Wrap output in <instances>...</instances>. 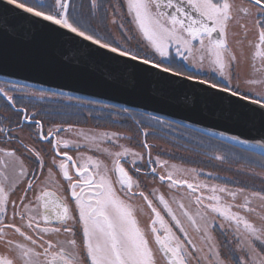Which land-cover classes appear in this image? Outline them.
Segmentation results:
<instances>
[{
  "label": "snow or ice",
  "instance_id": "obj_1",
  "mask_svg": "<svg viewBox=\"0 0 264 264\" xmlns=\"http://www.w3.org/2000/svg\"><path fill=\"white\" fill-rule=\"evenodd\" d=\"M6 2L61 25L113 53L154 64L158 69L165 62L173 64L176 57L186 62L182 65L186 71L207 66L227 83L222 85L210 79L201 83L234 96L242 95L245 100L256 92L254 86L258 85L260 98L255 103L264 105V0H247V3H236V0H124L125 13L120 11L121 0L111 4L89 0L90 16L99 12L101 22L110 17V23L121 29L124 39L131 42L133 37L127 34L124 24L126 16L153 56L158 55L159 63L142 56L143 49L133 51L124 47L122 50L116 37L110 34L98 38L95 27L78 9H73L70 18L69 0H53L52 4L38 6H29L27 0ZM44 8L54 11L38 10ZM233 24L240 27L245 39L250 30L257 34V39L249 40L248 44L254 49L252 67L260 79L239 80V73L234 71L243 59V52L238 56L231 47L229 28ZM114 43L117 46H113ZM237 43L242 44L243 40ZM257 58L259 68L256 67ZM163 71L173 72L174 69L163 67ZM175 74L183 75L184 72L176 71ZM186 78L195 80L198 76L187 75ZM234 78L238 80L236 84H233ZM242 86L246 94L241 91ZM12 91L24 94L21 100L27 96L43 99L57 95L15 84ZM0 93L15 108L19 101L2 86ZM16 112L23 114L24 121H32L38 138L52 144L51 151L56 155L46 167L41 152L25 144L29 158L35 160V167L30 169L16 148H0V246L4 249L0 251V264H161V261L164 264H229L225 256L230 258L231 264H264V214L252 206L258 201V206L264 210V189L249 192L245 188L233 189L227 184L201 180L203 170L181 167L159 155L153 158V145H149L147 139L140 142L146 150L145 160V154L120 144L118 133L85 132L69 124L66 128L54 126L45 134L43 124L32 120L26 114L27 109L16 108ZM153 119L164 123L160 117ZM61 133H74L77 139H65ZM141 134L147 137L148 129L141 128ZM0 135L9 142L18 138L8 125L0 126ZM105 143L120 150L103 147ZM81 147L107 155L110 166L104 160L79 151L75 158L69 155L70 149ZM214 158L223 162L228 157L216 153ZM125 164L137 174L147 169L145 175L167 184L170 193L175 190L174 193L168 198L157 188L146 193ZM259 166L264 168V147H261ZM53 169L66 182L67 196L61 194L62 185L57 183L53 190L49 184L54 176ZM256 175L264 179V172ZM20 185L23 192L18 202L10 197ZM238 195L242 203L234 202ZM137 197L143 205L135 203ZM225 197L233 202L229 203ZM140 215L148 217L147 225L141 224ZM77 229L80 243L75 238ZM217 230L224 235L223 243L217 240ZM193 232L199 237V243L194 241ZM10 233L21 239L8 238Z\"/></svg>",
  "mask_w": 264,
  "mask_h": 264
},
{
  "label": "water",
  "instance_id": "obj_2",
  "mask_svg": "<svg viewBox=\"0 0 264 264\" xmlns=\"http://www.w3.org/2000/svg\"><path fill=\"white\" fill-rule=\"evenodd\" d=\"M163 67L113 53L0 0L1 80L157 116L261 152L264 105L257 98L245 100Z\"/></svg>",
  "mask_w": 264,
  "mask_h": 264
},
{
  "label": "trees",
  "instance_id": "obj_3",
  "mask_svg": "<svg viewBox=\"0 0 264 264\" xmlns=\"http://www.w3.org/2000/svg\"><path fill=\"white\" fill-rule=\"evenodd\" d=\"M18 1L25 2V0ZM52 2L53 0H27L29 6H38L40 4L48 5L52 4ZM103 2L106 4L113 3L111 0H103ZM115 2L114 0V3ZM73 9H78L82 16L95 27L98 38L110 34L109 19L101 22L99 19V12H97L96 16H90L89 0H69L70 18ZM38 10L48 12L54 11L52 8ZM103 42L111 41L104 40ZM113 46H117V44L114 43ZM147 58L149 57L147 56ZM177 61L178 60L171 65L167 64V62L164 64L167 67H172L176 71H181L188 75L191 74L189 73L190 71H186L182 67V63ZM198 77L204 78L202 76ZM210 80L213 82L218 81L214 78H210ZM220 83L222 85L224 84L222 82ZM82 101L89 102V105L76 104V106H74V104L71 103H62L63 112H61V121L84 123L89 120L91 124L99 125L105 123L108 125L118 121L115 117L122 116L126 119L119 120L121 127H130L139 136H142L141 128L148 129V138L156 140L171 148L168 150L170 154L168 156L169 158L172 157L179 162L190 164L198 170H203L200 176L222 184L243 187L252 191H261V189H264V179L256 175V173L264 172V168L259 166L260 151L223 141L164 118H161L164 123H158L153 119L157 116L129 109L125 112L123 108L95 101ZM85 111H87L89 115ZM136 121H139L140 124L137 125ZM216 153L225 155L228 158L223 162L218 161L214 158V154ZM208 174L212 175L209 176ZM217 177L219 179H216Z\"/></svg>",
  "mask_w": 264,
  "mask_h": 264
},
{
  "label": "flooded vegetation",
  "instance_id": "obj_4",
  "mask_svg": "<svg viewBox=\"0 0 264 264\" xmlns=\"http://www.w3.org/2000/svg\"><path fill=\"white\" fill-rule=\"evenodd\" d=\"M237 1H239L240 3H247V0H236V2ZM253 40L255 41L256 38H254ZM222 83L224 82L222 81ZM14 84L23 85V84H17L13 82L0 80V86L4 87L6 91H9V94L13 95L14 98L17 101H19L16 104L15 108H13L10 106V102H8L6 98L3 96V94L0 93V126H4V125L10 126L13 129V135L17 136L18 138L15 141L9 142L5 140V138L2 135H0V148H3V147L16 148L18 150V155H21V158L25 161V165L31 169L35 167V160L32 158H29L28 153L24 149V145L26 144L30 147H35L37 150L41 152L42 156L44 157L46 161V167H48L50 166L51 157L56 155L54 152L51 151L52 144L48 143L47 141L40 140L38 138L35 125L32 123V121H24L22 119L23 114L18 115L16 112V108L27 109L26 114L31 116L32 120L40 121L44 126V130L46 134L48 129L53 128L54 126H57V125H63L65 128L69 124L82 125V126L84 124L86 126L89 125V120L84 123H77V122H72V121H61V112H63L62 103H71V104H74V106H76V104L89 105V102L82 101L84 99H79L76 97H72V96H68L65 94L56 93L53 91L44 90V89H40V88L28 86V85H23V86H26L28 89H31V90H36V91L43 90L48 93H56L57 95L45 96L43 99H39L34 96H27L23 100H21V96L24 94L12 91V86ZM69 97H71V99H69ZM85 112L89 115L87 111ZM17 122H19V126H17ZM60 135L65 139L74 140L72 139L71 136H66L64 133H61ZM144 139H147L149 145H151L150 144L151 139L148 138V136L144 137L142 135V140ZM21 141H23V143H21ZM61 150L62 151L64 150L63 146H61ZM92 151L93 150H91V152ZM133 151H137V152H141L145 154V160H147L145 149L143 150L139 149V151L138 150H133ZM76 152L77 151L70 149L69 155L75 158L77 156ZM151 154H152V157L154 158L157 155V152L155 150H151ZM125 167L129 169L130 174H132L135 179L140 181L141 189L144 190L146 193H148L150 189L152 188H157L158 179H154L150 175H145L144 172H146L147 169H143L142 173L137 174L131 171V169L129 168V165L125 164ZM53 172H54V176L49 180V184L52 185L53 190H55V185L59 183L60 185H62L61 194L67 196L68 192L66 191V182L63 181V179L59 176V174L56 172V169H53ZM70 174H73L72 170H70ZM200 177L207 179L202 176ZM159 191L163 193L161 190ZM22 192H23V186L20 185L15 189L14 194H12L10 198L15 199L19 202V197L22 194ZM29 195L31 196L32 194L29 193ZM165 196L166 198H168L167 195ZM135 203L139 205H143V201L138 197L136 198ZM162 214H163V210H162ZM261 214H264V213H261ZM138 218L140 219V222L142 225H147L149 222L148 217L146 215H140ZM166 219H168V217H166ZM76 231H77V235L75 238L77 239L78 243H80L81 236H80L79 230L77 229ZM8 238H12L16 240L21 239L18 235H13L11 233L9 234ZM3 250H4L3 247L0 246V251H3ZM161 264H164V262L161 261Z\"/></svg>",
  "mask_w": 264,
  "mask_h": 264
},
{
  "label": "rangeland",
  "instance_id": "obj_5",
  "mask_svg": "<svg viewBox=\"0 0 264 264\" xmlns=\"http://www.w3.org/2000/svg\"><path fill=\"white\" fill-rule=\"evenodd\" d=\"M111 2L114 3V0H111ZM236 3H240L239 1H237ZM120 11L121 13H125L126 9H125V5H124V0H121L120 2ZM109 19V23H110V17H108ZM124 24L125 27L128 29V35L132 36L133 39L131 40V42H128L124 39V33L122 32L121 29H119L117 26L113 25V24H109L110 28V34L111 36L116 37L117 41L119 42V46H121L122 48L127 47V48H131L133 51H140L141 49H143V51H141L142 55H146L149 58H153L154 60H156L157 62H160V58L158 57V55H156L155 57L152 54V50H150L147 45L145 44V42L143 41L142 37L138 34V31L135 29L134 25L131 24L128 20V18L125 16L124 18ZM249 27L251 28V25L249 24ZM237 34V35H233V34ZM256 38L257 39V34L254 30H250L247 34V38L245 39L243 37V32L240 29V27L236 24H233L232 26H230L229 28V40H230V44L231 47L233 48V50L236 51L237 55L240 56L241 51L243 52V59L241 60L239 66L234 69V71L239 73V80H245V79H249V78H255V79H260L259 74L254 71L253 67H252V53L254 52V49L252 47L249 46L248 41H254L253 39ZM243 40V43H237V41ZM173 53H174V49H173ZM176 60H178L177 62H180L182 64H185L186 62L181 61L179 57H176ZM165 65V64H164ZM256 67L259 68L260 64H259V58H257L256 60ZM190 71L189 75H198V76H202L205 79H216L220 82H224L225 84L227 83V80L224 77H221L219 75V73H213L212 70H210L207 66L204 69H190L187 70ZM207 73V74H205ZM216 75V76H215ZM238 82V80L236 78L233 79V84H236ZM256 88V92H253L250 97H254L259 99V95L257 94L259 92V86H254ZM241 91L243 93L246 94V90L244 89V87H241ZM118 121L113 122L111 124L106 125L104 124H91L89 123V125H73L74 128L78 129V130H84L85 132H107L109 134L115 132L119 134V143L125 145L126 147L132 149V150H138L141 149L143 150L144 148L141 145V140H142V136H139L137 133L134 132V130H132V128H124L121 127V124H119V120H125L126 118L122 117V116H118L115 117ZM66 136H71L72 139H77L76 135L74 133H64ZM122 136V137H121ZM124 137V139H123ZM150 144L153 145L152 150H155L157 152V155H159L161 157V159L164 160H168L170 163H175L181 167L184 168H189V169H196L194 166H191L190 164L187 163H183V162H179L177 160H175L172 157H168L170 154L168 152V150H170L171 148L166 146L165 144H161L160 142H157L156 140H150ZM161 145V146H160ZM160 146V147H159ZM103 147H108L110 148L112 151H119L120 149L118 147H116L115 145H111V144H107L105 143L103 145ZM161 148V149H160ZM75 151H79L80 153L82 152L85 155H90V156H94L97 157L101 160H104L105 163H108L109 166L111 164L110 158L107 157V155L102 154V153H98L96 151H92L91 149L85 148V147H81L78 150ZM77 153V152H76ZM156 155V156H157ZM155 156V157H156ZM74 158V157H73ZM191 180V176L188 177ZM201 180H208L210 183H219L216 182L212 179H204L201 178ZM222 184V183H221ZM229 186V185H228ZM233 189H237V188H243V187H234V186H229ZM157 188L159 190H161L165 195H167V197L170 194H173L175 190H172V193H170V190L167 186V184H162L161 182L157 183ZM246 191L251 192L252 190L246 189ZM225 199L229 202L232 203L233 201L231 200V198L229 197H225ZM235 203H242L243 199L242 197H240L239 195L237 196L236 200L234 201ZM259 202L256 201L253 203L252 206L257 207V212H261L264 213V210H262L259 206ZM235 210V209H234ZM254 219H256V217H254ZM258 222V221H257ZM193 239L199 243V237L197 236L196 233H191ZM216 237L217 240L221 243H223L224 241V235L221 234L219 232V230H217L216 232ZM228 237L231 238V233H228ZM226 260L229 261V264H231V260L229 257L225 256L224 257Z\"/></svg>",
  "mask_w": 264,
  "mask_h": 264
}]
</instances>
